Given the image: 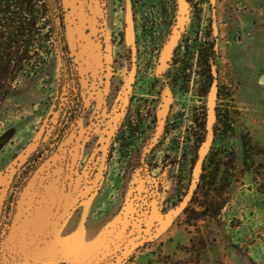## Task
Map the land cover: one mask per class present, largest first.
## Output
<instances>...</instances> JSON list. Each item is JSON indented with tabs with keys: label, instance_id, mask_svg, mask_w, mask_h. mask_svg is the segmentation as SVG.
Returning a JSON list of instances; mask_svg holds the SVG:
<instances>
[{
	"label": "rangeland",
	"instance_id": "obj_1",
	"mask_svg": "<svg viewBox=\"0 0 264 264\" xmlns=\"http://www.w3.org/2000/svg\"><path fill=\"white\" fill-rule=\"evenodd\" d=\"M212 1L217 86L199 96L160 75L173 0H63L84 111L7 215L56 121L54 48L0 96V264H264V0Z\"/></svg>",
	"mask_w": 264,
	"mask_h": 264
},
{
	"label": "trees",
	"instance_id": "obj_2",
	"mask_svg": "<svg viewBox=\"0 0 264 264\" xmlns=\"http://www.w3.org/2000/svg\"><path fill=\"white\" fill-rule=\"evenodd\" d=\"M173 3V13L164 12L171 23L170 27L175 28V34L172 28L168 30L166 41H173L171 54L160 75L164 84L180 89L188 88L194 76L199 96H205L210 88L217 86L215 6L212 0H173ZM52 48L61 63L54 102L56 121L47 138L14 175L4 201L7 215L12 211L13 205L10 203L15 193L21 191L27 178L56 152L66 135L76 126L84 111V100L77 86V74L67 44L63 0H0V96L6 94L12 86L11 82L19 76L34 74ZM217 92L219 94V88ZM203 115L206 116V113L203 112ZM214 115L220 126L226 125L232 129L228 113L220 114L216 109ZM218 131L214 130V135L220 136ZM199 139L202 143L205 136L200 134Z\"/></svg>",
	"mask_w": 264,
	"mask_h": 264
}]
</instances>
